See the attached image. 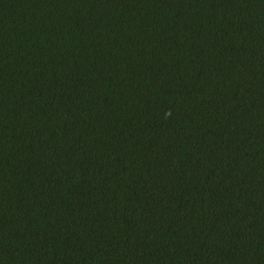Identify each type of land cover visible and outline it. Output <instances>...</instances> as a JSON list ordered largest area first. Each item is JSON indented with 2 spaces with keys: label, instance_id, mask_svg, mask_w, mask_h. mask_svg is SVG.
Listing matches in <instances>:
<instances>
[{
  "label": "trees",
  "instance_id": "16d2710c",
  "mask_svg": "<svg viewBox=\"0 0 264 264\" xmlns=\"http://www.w3.org/2000/svg\"><path fill=\"white\" fill-rule=\"evenodd\" d=\"M0 264H264V0H0Z\"/></svg>",
  "mask_w": 264,
  "mask_h": 264
}]
</instances>
